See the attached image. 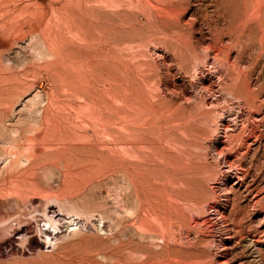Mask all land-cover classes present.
<instances>
[{
	"label": "rangeland",
	"instance_id": "obj_1",
	"mask_svg": "<svg viewBox=\"0 0 264 264\" xmlns=\"http://www.w3.org/2000/svg\"><path fill=\"white\" fill-rule=\"evenodd\" d=\"M3 220L0 264H264V0H0Z\"/></svg>",
	"mask_w": 264,
	"mask_h": 264
},
{
	"label": "bare ground",
	"instance_id": "obj_2",
	"mask_svg": "<svg viewBox=\"0 0 264 264\" xmlns=\"http://www.w3.org/2000/svg\"><path fill=\"white\" fill-rule=\"evenodd\" d=\"M246 94H247V97L250 100H253L255 98V96L253 94H250L248 91H246ZM235 95H237V94H235ZM235 98H237V100L239 102H240V100L243 101V99L240 98V97H235ZM258 104H259V102H258ZM93 108H94V110L96 109V107H93ZM89 113H91V112H89ZM224 128H225V130H227L228 129L227 125ZM40 211H41V214L40 215H31V219H35L37 216H40V218L38 219V222L39 221H42V223H43V225H41V226L39 224H37L34 233L38 237H45L44 243H47V247L48 246H53L54 243H55V241H56V237L58 235V230H60V228H61L60 225L58 224L59 220L53 214V210H52V205L51 204H46ZM66 213L68 214V219H69V221L66 223V230H68L71 226H74V227L76 226V228H79L80 227V219L77 218L78 216H76L77 215L76 210H74L73 208H69L66 211ZM11 221L12 220H7V221L6 220H3V221L0 222V243L3 242V240L5 239V237H11V238H13V236L16 235V234H22L21 237L24 239V241L27 240V238L24 237L25 234H28L25 229H20L19 231L16 230L15 232L12 231L13 233L7 231L6 228L11 225ZM19 232H21V233H19ZM51 234H53L52 237H51Z\"/></svg>",
	"mask_w": 264,
	"mask_h": 264
}]
</instances>
